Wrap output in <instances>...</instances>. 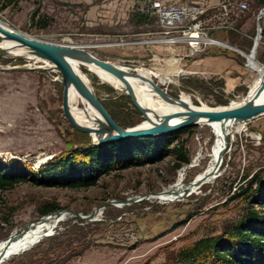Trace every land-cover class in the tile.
<instances>
[{"label": "rangeland", "instance_id": "obj_1", "mask_svg": "<svg viewBox=\"0 0 264 264\" xmlns=\"http://www.w3.org/2000/svg\"><path fill=\"white\" fill-rule=\"evenodd\" d=\"M149 1L0 0V17L7 26L38 39L78 44L102 59L159 71L172 77L162 81L152 76L168 94L181 95L196 105L227 106L247 96L259 75L257 70L243 66L244 83L234 89L218 74L202 77L196 71L201 65L193 66L188 60L202 51L190 56L188 44L161 41L156 19L144 11ZM198 1L209 4L219 0ZM247 1L249 8L234 14L239 30L219 31L218 35L250 53L261 27L255 60L264 63L260 58L264 55V16L259 19L264 4ZM174 58L179 59L178 67L171 63ZM242 61L247 60L242 57ZM27 64L33 68H6ZM0 65L1 159L38 168L54 156L75 152L87 140L92 141L88 132L74 127L64 114L59 70L44 67L43 59L4 54H0ZM82 72L121 126L131 127L145 119L130 95L114 90L88 65H82ZM237 127L234 124L233 132L219 145L221 127L203 123L182 127L185 131L179 140L190 162L201 156L188 170L185 183L191 185L207 176L214 160L218 167L210 182L181 198L165 202L156 198L179 180L180 169L187 164L178 167L173 151L156 163L112 171L87 188L24 181L0 191V242L9 240L15 229L46 216L39 208L52 201L59 205L57 209L84 214L103 208L102 216L95 220L63 218L48 230L56 227L55 234L2 264H184L181 252L185 248L202 237L223 234L250 207V179L264 169V115L244 122L241 130ZM126 198L133 201L114 203Z\"/></svg>", "mask_w": 264, "mask_h": 264}, {"label": "trees", "instance_id": "obj_2", "mask_svg": "<svg viewBox=\"0 0 264 264\" xmlns=\"http://www.w3.org/2000/svg\"><path fill=\"white\" fill-rule=\"evenodd\" d=\"M259 2L264 4V0ZM260 58L264 61V55ZM184 131L179 128L163 135L125 137L99 144L87 140L75 152L54 156L38 168L0 158V191L24 181L87 188L112 171L159 162L171 151L180 167L190 162L184 143L179 140ZM249 187L250 207L236 224L223 234L202 237L185 248L181 252L184 264H264V169L253 174ZM58 206L52 201L39 209L44 215Z\"/></svg>", "mask_w": 264, "mask_h": 264}, {"label": "water", "instance_id": "obj_3", "mask_svg": "<svg viewBox=\"0 0 264 264\" xmlns=\"http://www.w3.org/2000/svg\"><path fill=\"white\" fill-rule=\"evenodd\" d=\"M262 15H264V9L260 14L259 19L262 17ZM261 30H262L261 27H259V32L258 35L256 36L252 49L249 53L248 61H250V58L253 59L256 58V51L259 46L260 39L262 37ZM0 32L4 33L7 37L11 39H15L19 41V43L29 47L34 55H37L41 58L47 59L55 63L57 69L60 71L62 75V82L64 85L63 103H62L64 114L74 127L80 129L81 131L88 132L91 136L93 135V133H95L96 138H93L92 136V142L94 144L113 141L125 137L163 135L185 126L198 124L200 118L204 119L203 121L206 123H210V122L224 123V127L228 130L229 126L232 125L233 123L241 122V121L246 122L259 115H264V101H259V102L247 101L235 107H225L218 109L210 108V109L199 110L194 108L193 106L187 105V110L177 111L174 114H164L161 117V119L158 120L159 118H155L153 116V114H155L153 110L145 108L144 106H142V104H140V102H138L134 94L132 85L127 78V75L129 74L137 75L138 72H130L129 70L122 69L117 65L116 62L111 61L109 59H102L94 55L85 47H82L81 45L78 44L54 43V42L44 41L34 36H31L27 33H24L20 30H15L13 28L4 26L1 23H0ZM68 57L93 61L100 67L106 69L107 71L115 75L117 78H119L128 89V95L131 96L134 104L140 109L143 117L150 124L143 125L142 122H140L131 127L121 126L115 120V118L112 116L109 110L106 108L102 100L98 97L92 85H89L74 69ZM257 62L261 65V68L258 70L259 75L257 77L260 78L264 75V63H261L259 61ZM148 80L154 85L156 90L161 95L168 97L167 95L168 92L165 89H163L159 85V83L154 80V78L149 77ZM72 84L92 105H94L97 108V110L101 114L102 120H100L99 126H94V125L90 126L87 124L80 123L72 115L69 105V87ZM262 89H263V85H260L256 90V93H260ZM174 98L182 102L183 104H186L180 97H174ZM180 116H183L181 120L175 123L169 122L170 118L180 117ZM221 161H222V155L220 157V162ZM127 199L128 198L124 200H115L114 203L116 204L118 202L125 203L129 201H133ZM96 209L90 211L87 214L66 208L57 209L52 212L55 211L61 212L65 210V211H69L72 214V216H75L78 219L95 220L98 219L95 218ZM53 234H55V230L50 233L43 234L41 237L34 240L32 243L28 245H23V247L19 246L16 248L9 249L4 255H2V257H0V264H2L3 261H5L6 259L10 258L11 255L13 256L18 255L33 247L36 243L40 242L44 237L51 236Z\"/></svg>", "mask_w": 264, "mask_h": 264}, {"label": "bare ground", "instance_id": "obj_4", "mask_svg": "<svg viewBox=\"0 0 264 264\" xmlns=\"http://www.w3.org/2000/svg\"><path fill=\"white\" fill-rule=\"evenodd\" d=\"M0 23L4 26H7L3 19L0 17ZM9 27V26H7ZM11 28V27H9ZM0 54H4L7 57L11 58H22L26 60H32V59H43L46 62L47 69H55L58 70L55 63L52 61H49L47 59L41 58L37 55H34L31 51V49L15 39H11L7 37L4 33L0 32ZM70 63L74 67V69L80 74V76L90 85L89 79L86 78V76L82 72V65H88L90 70H92L94 73H96L103 81L110 84L114 90H116L119 93H126L128 94V89L126 88L125 84L117 78L115 75H113L111 72L107 71L106 69L100 67L93 61L88 60H82L74 57H68ZM173 66L178 67L179 66V59L174 58L171 61ZM117 65L125 70H129L130 72H134L135 70L137 75L129 74L127 75L128 80L130 81L134 94L142 104L147 109L153 110L155 114L153 116L155 118L161 119V117L164 114H174L177 111L187 110V105L193 106L196 109L203 110V109H218V108H225V107H235L240 104H243L247 101L252 102H259L264 101V75L260 78H257L254 83L251 86V89L246 97L243 99H234L231 101V103L227 106H221V107H208L204 105H196L193 102L186 101L185 99L181 98V95L179 96L184 103L176 100L171 95L167 94V96L161 95L154 85L148 80L149 77L152 76H158L162 81H170L172 80V77H164L160 74L159 71H153L152 69L143 68L140 65L135 64H119ZM254 70H259L261 68V65L253 58H250V64H249ZM33 64H27L23 66L18 67H6V68H33ZM42 66V65H41ZM249 66V67H250ZM0 67H2L0 65ZM43 67V66H42ZM40 68V67H38ZM181 70V69H180ZM179 70V71H180ZM260 85H263V89L260 93H256V90ZM69 105L70 110L74 118L83 124H87L90 126H99L100 120H102L101 114L97 110V108L92 105L79 91L78 89L72 84L69 87ZM81 105L85 107H81ZM151 113V112H150ZM157 116V117H156ZM173 116V115H172ZM183 116L180 117H172L170 118V123H175L179 120H181ZM204 119L200 118L199 123L203 124H209L214 127H221L222 131L219 133L217 145L222 144L225 140L226 136L230 133H232V127L234 124H238V130H241L244 128V121L233 123L229 126L228 130L224 127V123L221 122H210L206 123L203 121ZM143 125H149L150 123L144 119L142 121ZM93 138H96V134L93 133ZM214 156H217V152L214 154ZM201 157V156H200ZM195 158L192 160L189 164H186L180 169V175L179 180L166 192L160 193L156 196V198L159 200H162L163 202L172 200L174 198H181L182 195L186 194L187 192H195L199 187H201L203 184L210 182L216 175L215 171L218 167V162L213 161L212 165L209 167L207 176L199 177L197 181H193L190 183L191 185H187L185 183V177L188 172V170L194 166L197 165V161L200 159ZM48 157L40 159V161H45ZM195 182V183H194ZM163 196V197H159ZM142 198V197H141ZM140 199V198H139ZM131 200V199H128ZM129 202H121L120 204H128ZM103 214V208H100L99 210H96L95 218H100ZM72 217V214L69 211H61V212H53L50 213L41 219H39L36 222L29 223L21 229H15L12 237L8 240H4L0 242V257L4 255L9 249L16 248V247H23V245H28L32 243L34 240L38 239L45 233H50L55 230L51 229L48 231L54 224L55 226L63 220V218H69ZM22 251V250H20ZM13 256V255H11ZM10 256V257H11Z\"/></svg>", "mask_w": 264, "mask_h": 264}, {"label": "built area", "instance_id": "obj_5", "mask_svg": "<svg viewBox=\"0 0 264 264\" xmlns=\"http://www.w3.org/2000/svg\"><path fill=\"white\" fill-rule=\"evenodd\" d=\"M247 8V0H219L209 4L198 0L185 3L150 0L144 11L156 19L161 28V41L170 44L183 42L195 52L204 44H230L218 33L239 30L234 14Z\"/></svg>", "mask_w": 264, "mask_h": 264}, {"label": "crops", "instance_id": "obj_6", "mask_svg": "<svg viewBox=\"0 0 264 264\" xmlns=\"http://www.w3.org/2000/svg\"><path fill=\"white\" fill-rule=\"evenodd\" d=\"M200 51L202 53L196 55V57L188 58V60L193 66L201 65L199 70L196 71L202 77L218 74L224 77L229 89H234L244 83L245 74L242 71V67L245 65L250 66V61H248L249 53L246 50L236 44H204L198 52ZM193 54L195 52H190L188 55L191 56ZM242 57L246 58V63H243ZM232 71H235V74Z\"/></svg>", "mask_w": 264, "mask_h": 264}]
</instances>
